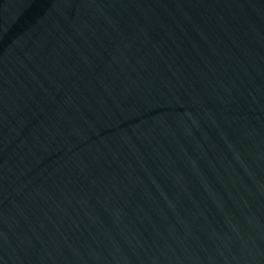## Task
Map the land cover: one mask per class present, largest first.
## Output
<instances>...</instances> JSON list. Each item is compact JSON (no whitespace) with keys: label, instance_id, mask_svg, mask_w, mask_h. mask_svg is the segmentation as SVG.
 <instances>
[{"label":"water","instance_id":"95a60500","mask_svg":"<svg viewBox=\"0 0 264 264\" xmlns=\"http://www.w3.org/2000/svg\"><path fill=\"white\" fill-rule=\"evenodd\" d=\"M0 264H264V0H0Z\"/></svg>","mask_w":264,"mask_h":264}]
</instances>
